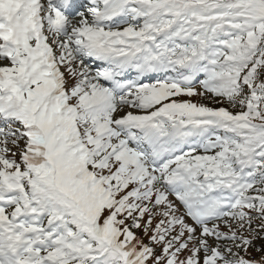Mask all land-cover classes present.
I'll return each instance as SVG.
<instances>
[{
  "label": "snow or ice",
  "instance_id": "1",
  "mask_svg": "<svg viewBox=\"0 0 264 264\" xmlns=\"http://www.w3.org/2000/svg\"><path fill=\"white\" fill-rule=\"evenodd\" d=\"M0 264H264V0H0Z\"/></svg>",
  "mask_w": 264,
  "mask_h": 264
}]
</instances>
